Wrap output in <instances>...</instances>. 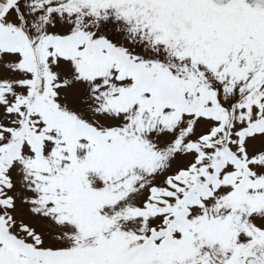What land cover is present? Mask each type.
I'll return each mask as SVG.
<instances>
[{"label":"snow or ice","instance_id":"snow-or-ice-1","mask_svg":"<svg viewBox=\"0 0 264 264\" xmlns=\"http://www.w3.org/2000/svg\"><path fill=\"white\" fill-rule=\"evenodd\" d=\"M0 264H264V0H0Z\"/></svg>","mask_w":264,"mask_h":264}]
</instances>
